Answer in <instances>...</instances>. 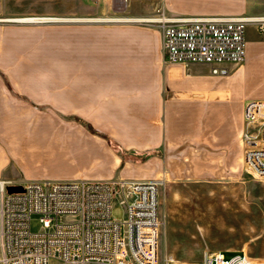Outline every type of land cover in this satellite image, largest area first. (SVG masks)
Returning a JSON list of instances; mask_svg holds the SVG:
<instances>
[{
	"label": "crops",
	"instance_id": "1",
	"mask_svg": "<svg viewBox=\"0 0 264 264\" xmlns=\"http://www.w3.org/2000/svg\"><path fill=\"white\" fill-rule=\"evenodd\" d=\"M164 5L182 17L245 9L244 0ZM110 19L85 20L76 33L2 27L0 179H241L244 103L264 99V35L256 38L249 25L243 61L218 76L207 63L165 61L156 28ZM4 78L39 108L12 97ZM75 119L126 151L157 154L144 162L122 160Z\"/></svg>",
	"mask_w": 264,
	"mask_h": 264
},
{
	"label": "built area",
	"instance_id": "2",
	"mask_svg": "<svg viewBox=\"0 0 264 264\" xmlns=\"http://www.w3.org/2000/svg\"><path fill=\"white\" fill-rule=\"evenodd\" d=\"M165 61L207 63L213 75L245 56L246 29L264 15H159ZM244 170L264 179V99L244 103ZM160 179H0V264H247L245 253H205L195 261L159 258ZM8 186H21L20 191ZM115 200L123 219L112 215ZM37 216L39 231L30 221Z\"/></svg>",
	"mask_w": 264,
	"mask_h": 264
},
{
	"label": "rangeland",
	"instance_id": "3",
	"mask_svg": "<svg viewBox=\"0 0 264 264\" xmlns=\"http://www.w3.org/2000/svg\"><path fill=\"white\" fill-rule=\"evenodd\" d=\"M244 2V14L239 15L264 14V0ZM116 7V0H0V18L47 17L37 22L0 21V31L2 27L24 31L40 27L76 33L84 30L85 20L111 18L109 21L115 23L154 27L161 34L158 22L127 19H156L159 15L182 17L170 13L164 0H124L122 7ZM262 35L264 30L255 31L256 38ZM9 92L16 100L39 108L26 97L11 89ZM75 121L82 124L79 119ZM148 153L144 160L134 162H144L157 154L155 151ZM161 182L160 260L168 256L180 261H195L205 253L221 251L226 257L245 253L247 264H264V179H256L244 170L242 178L233 181ZM17 190L20 191L21 186H17ZM112 215L119 219L125 217L124 206L116 200ZM30 228L32 231L41 229L37 216L31 218ZM49 264L60 262L51 258Z\"/></svg>",
	"mask_w": 264,
	"mask_h": 264
},
{
	"label": "trees",
	"instance_id": "4",
	"mask_svg": "<svg viewBox=\"0 0 264 264\" xmlns=\"http://www.w3.org/2000/svg\"><path fill=\"white\" fill-rule=\"evenodd\" d=\"M4 81L6 83V85L8 86V89H11L13 93H16L12 87L10 86V84L8 83V81L6 80V78H4ZM80 122L82 123L83 126H85L90 132L94 133V134H98L99 136L103 137L104 139H106V141L108 142V144L111 146V148L118 154L120 155V157L122 158V160H130V161H141L144 160L147 155H149V151H143V152H136V151H126L124 150L115 140H113L111 137L102 134L98 131H96L95 129H93L88 123H86L85 121L79 119Z\"/></svg>",
	"mask_w": 264,
	"mask_h": 264
},
{
	"label": "bare ground",
	"instance_id": "5",
	"mask_svg": "<svg viewBox=\"0 0 264 264\" xmlns=\"http://www.w3.org/2000/svg\"><path fill=\"white\" fill-rule=\"evenodd\" d=\"M118 7L116 8H120L123 6V2L124 0H116ZM47 19V17H36V16H30V17H22V18H18V19H4V18H0V21H20V22H37L39 20H44ZM146 21H155L157 20V18H147V19H143Z\"/></svg>",
	"mask_w": 264,
	"mask_h": 264
},
{
	"label": "water",
	"instance_id": "6",
	"mask_svg": "<svg viewBox=\"0 0 264 264\" xmlns=\"http://www.w3.org/2000/svg\"><path fill=\"white\" fill-rule=\"evenodd\" d=\"M16 188V186H8V190H15Z\"/></svg>",
	"mask_w": 264,
	"mask_h": 264
}]
</instances>
